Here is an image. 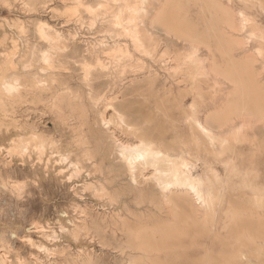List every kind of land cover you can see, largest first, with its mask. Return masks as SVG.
<instances>
[{"label": "rangeland", "instance_id": "obj_1", "mask_svg": "<svg viewBox=\"0 0 264 264\" xmlns=\"http://www.w3.org/2000/svg\"><path fill=\"white\" fill-rule=\"evenodd\" d=\"M219 1L234 11L254 16L264 26V13L260 6L245 4L241 0ZM164 2L159 0L150 7L157 10ZM182 2V9L177 13L182 39L168 36L152 26L142 28L155 36L158 56L140 55L124 38L120 44H129L134 60L118 62L114 56L100 54L98 61L107 64V70L85 53L89 49L98 50L102 42L115 43L105 34V28L110 26L104 21L105 17L93 19L96 13H101L98 6L105 4L103 0H0V66L6 63L7 54L15 48L14 63L19 66L29 49H48L49 41L44 33L49 36L59 33L64 50L55 58L57 68L42 72L41 67L46 68L42 62L33 69L20 68L24 74L35 72L48 80L50 76L58 75L65 84L62 89L74 94L67 99L63 115L53 99L60 88L57 84L42 92L40 102L23 100L0 107V261L4 264H128L130 257L116 248L123 238V223L134 225L151 222L157 217H162L157 218L160 220L172 217L168 211L167 214L164 211L160 213L155 208L147 209L136 204L133 194L129 193L128 181L113 164L110 165L109 160H101L104 147L98 148L97 124H102V120L112 122L111 127L115 130L114 110H123L133 122L146 124L155 134L163 133L171 141L175 136L173 125L180 127L183 136L190 135L191 125L184 124V118L191 113L197 86L202 97L196 100L201 120L223 107L234 94L231 82L222 77H218L219 86H214L211 77L192 81L193 71L177 69L183 60L178 63L174 58L182 56L183 59L191 45L188 40H183L186 35L208 43L202 45L198 52L206 65L211 64L212 58L213 62L224 65L227 59L219 51L222 41L241 40V46L231 47V54L236 56V60L245 56L256 58L255 74L264 81V59L256 54L260 48L264 51V41L259 38L253 40L246 34L253 30V26H248L244 32H236L223 22L218 8L206 6V0ZM114 4L110 1L105 6L110 5L109 8ZM153 15L154 12L150 16ZM48 82L51 84L50 80ZM68 101L71 107L67 105ZM227 120L226 127L215 131L217 137L224 136L229 127H238L244 121L237 117ZM263 127L264 120L258 121L242 134L240 143L228 146L219 155L200 151L202 164L209 163L214 169L210 191L218 189L234 204L257 205L264 202ZM118 134L120 138H127L120 132ZM34 137L48 142L44 151L39 153L33 147L23 153L15 150L19 142ZM93 152L94 158L85 157ZM202 164L194 167V177H207ZM118 175L121 178L112 182ZM86 224L90 226L87 232L79 238L72 237L69 232L74 229L72 227ZM216 224L214 235L208 233L201 238V246L191 251L192 256L201 257L207 249L218 252L228 247L226 239L230 232L223 228L222 213ZM249 262L264 264V257L259 260L250 258Z\"/></svg>", "mask_w": 264, "mask_h": 264}, {"label": "bare ground", "instance_id": "obj_2", "mask_svg": "<svg viewBox=\"0 0 264 264\" xmlns=\"http://www.w3.org/2000/svg\"><path fill=\"white\" fill-rule=\"evenodd\" d=\"M103 1L105 4L98 6L101 9V13H96L93 19L100 16L105 17L104 21L110 24L109 27L105 28V34L107 38L109 37L111 41L114 40L115 43L110 45L107 42H102L101 48L98 50L89 49L85 51L87 57L95 58L97 62H99L100 54L114 56V59H117L118 62L133 61L134 55L128 46L129 44L127 46L120 44V40L124 38L128 39L135 51L140 55L150 58L158 56V45L155 42V36L149 30L142 29L147 26L163 31L168 36L182 39L183 32L180 29V19L177 16L183 6L182 0H165L164 3L160 4V8L154 11L150 5L154 2L158 3L159 0ZM110 1L116 4L107 8L110 5L107 7L105 5L109 4ZM241 1L245 4L260 6L264 13V0ZM205 3L208 7L218 8V11L222 14L223 22L232 30L244 32L248 26H253L252 31L246 32V34H249L248 38L253 40L259 38L264 41V26L256 21L254 16H250L243 11H234L219 0H206ZM86 8L89 7L86 6ZM89 9L92 10L93 8ZM75 10L78 13V10ZM152 12H154V15L150 16ZM42 31H44L43 27ZM43 35L49 41L48 49L45 51L38 48L29 49L23 55L19 66L14 63V57L17 55L16 48L7 54L6 63L0 66V107L4 108L6 104L14 105L23 100L33 103L40 102L42 100V92L57 84L60 88L53 99H55V106L60 114H64L66 101L74 94L71 95L70 90L62 89L65 84L59 80L58 75L50 76V84L47 78L42 77L38 73L24 74L21 71V68H36L41 62L46 67H41L42 72L57 68L55 66L57 63L55 58L64 50L61 44L62 36L59 33L54 36H49L46 33ZM183 40H188L191 45L188 54L183 56V59L182 56L174 58L178 63L183 60L182 64L177 65V69L193 71L190 77L192 81H195L196 78L208 79L211 77L214 79V86L221 84L218 77H222L232 83L234 94L224 102L223 107L217 108L212 114L206 115L201 120L199 118L200 106L196 100L202 97L198 90V84H195L197 86L194 89L195 102L191 104V113L184 118V124L191 125L190 135L188 137L183 136L180 127L173 125L175 136L171 141H168L163 133L155 134L146 124L133 122L123 110H114L115 119L113 123L117 126L115 130L111 127L112 122L102 120V124H97L99 134L96 135L99 143L98 148L104 147L101 160H109L110 165L112 166L113 164V167L118 169L117 172L121 173L124 179L128 181L131 188L129 193L133 194L136 204L147 209L155 208L160 213L164 211L167 214L168 211L172 216L165 220L157 219L162 217L154 218L153 216L155 220L153 219L151 222L143 221L134 225L123 223V238L118 241L116 248L130 257L128 264H250V258L259 260L264 257V202L257 205L250 203L243 205L234 204L218 189L210 191L212 189L210 183L211 175L214 174V169L209 163L202 164L201 160L203 158L200 156V151L203 150L211 155H219L228 146L240 143L242 134L245 131L252 129L258 121L264 120V81L258 77L259 74H255L256 67L254 63L257 62L256 58L245 56L241 60H236V56L231 54V47L233 45L241 46V40L232 38L222 41L223 43L221 42L219 51L227 59L224 65L213 62V58L210 65L204 64V60V63L202 62L198 52L202 45H207L208 43L205 44L201 39L194 38L193 35H186V39ZM131 44L130 46L132 47ZM256 54L259 56L258 58L264 59V51L261 48L258 49ZM138 60L140 59L138 58ZM100 66L104 69L108 67L107 64L102 63ZM62 91H64V94H60ZM67 105L71 107L69 101ZM231 117L243 118L244 121L238 127H229L224 136L217 137L215 131L226 127L228 125L227 119ZM256 118L257 120H254ZM33 129L35 128L33 127ZM91 132L94 133V130L91 129ZM119 132L127 136V138H120ZM47 146L48 142L43 140V138L34 137L19 142L15 146V150L18 153H23L29 147H33L37 152L41 153ZM85 157L88 159L94 158L95 153H88ZM201 164L205 166L204 171L207 173V177H194V167ZM214 168L216 167L214 166ZM119 178L121 176H116L112 179V182H116ZM221 213L224 215L223 228L230 232L226 239L228 247H224L218 252L207 249L201 257L192 256L191 251L201 246V238L208 233H211V236L212 233L214 235L215 224ZM72 228L74 229L69 231L72 237L79 238L89 230L90 226L87 224L83 226L76 225ZM114 237L117 239L118 236L114 234ZM25 240L27 239L25 238ZM29 241L31 243V240ZM0 264H4L2 260Z\"/></svg>", "mask_w": 264, "mask_h": 264}]
</instances>
